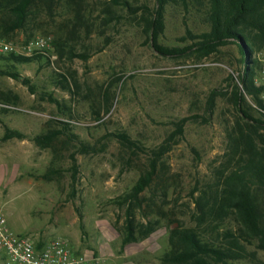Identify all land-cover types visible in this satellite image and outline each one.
Instances as JSON below:
<instances>
[{
    "label": "rangeland",
    "instance_id": "rangeland-1",
    "mask_svg": "<svg viewBox=\"0 0 264 264\" xmlns=\"http://www.w3.org/2000/svg\"><path fill=\"white\" fill-rule=\"evenodd\" d=\"M155 8L156 0H34L23 26L9 32L0 12V41L24 53L0 56L40 55L13 66L0 60V71H17L33 89L0 73V210L15 232L40 241L61 237L99 264H160L170 228L194 224V198L230 166L240 53L233 43L210 54L193 47L187 31L208 30L202 12L169 3L157 42L192 49L161 54L145 31ZM256 56V84L264 85V52ZM213 89L223 95L209 105ZM62 126L49 148L32 140ZM7 130L25 137L3 140ZM112 132L127 133L140 148L106 137ZM81 142L93 148L82 153ZM153 151H160L157 174L134 223H158L123 244L126 205L114 201L149 169ZM257 257L264 261V252Z\"/></svg>",
    "mask_w": 264,
    "mask_h": 264
},
{
    "label": "trees",
    "instance_id": "trees-1",
    "mask_svg": "<svg viewBox=\"0 0 264 264\" xmlns=\"http://www.w3.org/2000/svg\"><path fill=\"white\" fill-rule=\"evenodd\" d=\"M33 1L0 0V12L6 13L9 19L6 31L23 26ZM169 3H180L186 9L193 5L196 11L202 12L208 30L192 35L187 31L193 38V47L203 54H210L222 45L233 43L240 53L241 69L232 90L237 120L227 133L230 166L220 170L217 181L201 189L194 198V224H176L170 228L168 248L160 256V264H264L257 257L259 250L264 252V112L256 107L254 109L246 101L249 98L254 105L264 108L260 97L264 85L256 84L257 71L262 64L256 55L264 52V0H156V8L145 24L151 45L161 54L180 55L192 47L168 48L157 42L164 29V7ZM39 57L10 53L1 55L0 60L13 66ZM0 73L21 81L33 90L28 79L21 77L17 71L1 70ZM218 95H223L219 89L210 92L209 105ZM49 100L57 103L51 96ZM185 120L179 121V129H182ZM61 129L35 135L32 140L40 148H49L67 128L62 126ZM11 137L24 138L25 135L7 130L2 139ZM106 137L116 138L128 148H140L125 132L107 133ZM92 148L82 142L79 145L82 153ZM159 161L160 151L154 152L149 160V169L139 176L128 192L114 201L117 205H126L123 244L144 238L157 226V220H148L136 227L134 211L141 208V194L155 178ZM75 166L74 161V169Z\"/></svg>",
    "mask_w": 264,
    "mask_h": 264
},
{
    "label": "built area",
    "instance_id": "built-area-1",
    "mask_svg": "<svg viewBox=\"0 0 264 264\" xmlns=\"http://www.w3.org/2000/svg\"><path fill=\"white\" fill-rule=\"evenodd\" d=\"M35 48H42L44 42L38 39ZM0 51L24 54L9 43L0 41ZM264 107V90L261 93ZM264 112V108L257 107ZM0 254L6 264H99L98 256L72 249L61 237L40 241L33 236L15 232L0 210Z\"/></svg>",
    "mask_w": 264,
    "mask_h": 264
}]
</instances>
